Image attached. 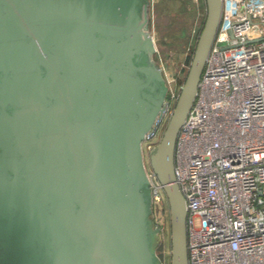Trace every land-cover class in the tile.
<instances>
[{
  "label": "water",
  "instance_id": "1",
  "mask_svg": "<svg viewBox=\"0 0 264 264\" xmlns=\"http://www.w3.org/2000/svg\"><path fill=\"white\" fill-rule=\"evenodd\" d=\"M151 0H0V264H163L149 170L167 195L171 264H190L176 146L221 22L207 17L168 108Z\"/></svg>",
  "mask_w": 264,
  "mask_h": 264
},
{
  "label": "built area",
  "instance_id": "2",
  "mask_svg": "<svg viewBox=\"0 0 264 264\" xmlns=\"http://www.w3.org/2000/svg\"><path fill=\"white\" fill-rule=\"evenodd\" d=\"M147 134L162 136L171 100ZM176 176L188 207L190 264H264V0H223L198 93L181 127ZM155 202L167 195L149 170Z\"/></svg>",
  "mask_w": 264,
  "mask_h": 264
},
{
  "label": "rangeland",
  "instance_id": "3",
  "mask_svg": "<svg viewBox=\"0 0 264 264\" xmlns=\"http://www.w3.org/2000/svg\"><path fill=\"white\" fill-rule=\"evenodd\" d=\"M151 30L156 39V58L164 67L169 92L178 94L184 85L196 49L200 32L207 17L206 0H151ZM190 60V61H189ZM176 100H171L172 108ZM171 114L165 119L164 127ZM154 218L161 227L158 253L163 264H171V218L169 205L155 202Z\"/></svg>",
  "mask_w": 264,
  "mask_h": 264
},
{
  "label": "trees",
  "instance_id": "4",
  "mask_svg": "<svg viewBox=\"0 0 264 264\" xmlns=\"http://www.w3.org/2000/svg\"><path fill=\"white\" fill-rule=\"evenodd\" d=\"M190 61V60H189Z\"/></svg>",
  "mask_w": 264,
  "mask_h": 264
}]
</instances>
